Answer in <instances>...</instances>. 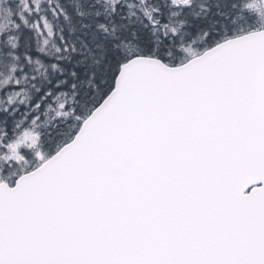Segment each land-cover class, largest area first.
<instances>
[{"label": "snow or ice", "instance_id": "snow-or-ice-1", "mask_svg": "<svg viewBox=\"0 0 264 264\" xmlns=\"http://www.w3.org/2000/svg\"><path fill=\"white\" fill-rule=\"evenodd\" d=\"M0 264H264V0H0Z\"/></svg>", "mask_w": 264, "mask_h": 264}]
</instances>
